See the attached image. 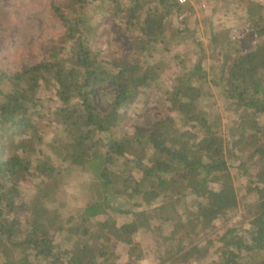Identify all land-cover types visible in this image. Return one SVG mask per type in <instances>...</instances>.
<instances>
[{"label":"trees","instance_id":"trees-1","mask_svg":"<svg viewBox=\"0 0 264 264\" xmlns=\"http://www.w3.org/2000/svg\"><path fill=\"white\" fill-rule=\"evenodd\" d=\"M229 1L243 9L261 41L244 53L232 47L229 29L212 30L210 57L220 62L219 69L209 77L206 48L194 39L193 49L174 55L178 73L161 87L167 68L149 65L144 56L165 45L169 19L185 15L191 3L51 0L58 26L43 47L47 60L14 71L0 66L1 264L41 258L49 264H98L95 258L56 251L52 231L67 223L88 240L84 249L91 240L102 243L98 257L104 263L123 244L125 263L141 264L146 253L137 237L142 232L160 243L156 264H264V2ZM109 15L125 21L133 57L104 54L96 46ZM3 19L0 10V33ZM187 31L174 29L171 37ZM107 86L116 97L103 110L96 93ZM156 88L163 108L178 118L169 115L146 132L123 131L122 110ZM213 88L230 104L226 134L208 106ZM46 131L54 135L51 142ZM232 168L253 185L242 196ZM63 172L83 173L93 183L86 205L69 217L59 207ZM26 182L33 188L29 194ZM249 193L256 194L254 202L246 199ZM128 195L136 204L120 206ZM185 199L191 206L186 214L169 209ZM240 209L235 226H218L222 215ZM109 210L132 219L106 222ZM205 237L212 245L204 248Z\"/></svg>","mask_w":264,"mask_h":264},{"label":"rangeland","instance_id":"rangeland-1","mask_svg":"<svg viewBox=\"0 0 264 264\" xmlns=\"http://www.w3.org/2000/svg\"><path fill=\"white\" fill-rule=\"evenodd\" d=\"M260 1L264 2V0ZM50 2L51 0H0V10L4 12V27L0 33V66L5 67L8 71H14L17 68L24 69L47 60V54L43 47L49 44L58 26L50 9ZM242 14L243 9L238 8L236 2L229 0H199L197 2L193 0L185 15L169 19L168 38L165 45L156 46L155 49L144 56L149 65L167 68L165 72L167 77L161 82V87L169 85L178 73L174 55L193 49L195 47L194 39L202 41L203 46L206 48V66L209 77L219 69L220 62L210 57L209 37L212 30L229 29L233 42L232 47L234 49L238 48L241 52L246 53L256 46L261 39ZM184 18H186V22H183ZM177 28H187L188 31L182 34L177 32L173 39L171 37L172 33ZM98 34L99 38L96 46L101 48L104 54L114 52L115 55L123 58L134 56V46L126 33L124 20L109 15L103 20ZM179 39L183 43L176 45L175 42ZM166 46L170 47L169 51L166 50ZM213 92V98L208 103L210 113L212 118H220L221 129L226 134L230 104L214 88ZM161 96V92L156 88L148 96H141L130 107L124 108L122 110V130L138 129L146 132L169 115L178 118L177 113H169L163 108L164 98H161ZM115 97L116 90L110 86L101 87L96 93V101L103 110L110 106ZM45 136L46 142H51L54 138V135L47 131ZM50 152L51 147L47 145L45 154L49 156ZM232 173L240 196L246 192L245 188H253L251 180L247 178L239 179L234 168H232ZM58 183L60 185L58 193L60 212L65 217L76 215L79 209L86 205L89 198V188L93 183L85 174L80 172H63ZM24 188H26L25 194H29L33 190L30 182L24 183ZM246 199L248 202H254L257 196L255 193H249ZM135 201L134 198L128 195L118 202L122 207H130L136 204ZM168 207L171 210H178L185 214L191 209L189 201L186 199L172 202ZM243 212L244 209H240L230 217L222 215L218 220V226L220 228L235 226ZM105 217L106 222L116 220L118 223L132 219L131 215L111 210L108 211ZM52 232H54L55 242L58 244L56 251L60 249L68 250L69 254H78L83 259L95 258L98 264H126L128 258V247L126 245L119 244L116 256L104 263V259L98 257V251L102 243L91 240L89 247L84 249V243L88 240L84 241L81 238L74 223H67L60 231L53 230ZM137 239L146 253L141 264H156L159 257L156 256L155 250L160 247V243L156 242L151 234L142 232L139 233ZM161 244L165 246L164 248L169 246V243L164 242ZM210 245H212L210 237H205L201 246L205 248ZM2 261L3 255L0 253V264ZM28 264L49 263L47 259L41 258V260H34Z\"/></svg>","mask_w":264,"mask_h":264},{"label":"built area","instance_id":"built-area-1","mask_svg":"<svg viewBox=\"0 0 264 264\" xmlns=\"http://www.w3.org/2000/svg\"><path fill=\"white\" fill-rule=\"evenodd\" d=\"M193 0H178V2L182 5L187 4V3H192Z\"/></svg>","mask_w":264,"mask_h":264}]
</instances>
